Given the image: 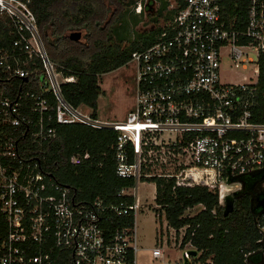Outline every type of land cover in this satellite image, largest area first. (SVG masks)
<instances>
[{
  "label": "built area",
  "instance_id": "2783aa9c",
  "mask_svg": "<svg viewBox=\"0 0 264 264\" xmlns=\"http://www.w3.org/2000/svg\"><path fill=\"white\" fill-rule=\"evenodd\" d=\"M224 1L237 0H172L175 12L157 40L131 53L134 108L125 121L109 123L62 97L61 86L75 78L49 60L31 0H0V217L6 226L0 264H137L141 206L134 188L119 189L114 202L82 201L42 173L37 160L23 157L29 147L52 141L57 126L110 128L117 133V178L204 186L221 208L246 192L247 179L253 187L264 175V0H246L242 30L224 19ZM248 53L255 61H244ZM249 63L253 75L244 82L222 81V69ZM90 162L88 153L68 160ZM253 217L258 247L244 254V263L264 264V208ZM151 255L161 259L163 251L155 247ZM182 256L192 259L187 250Z\"/></svg>",
  "mask_w": 264,
  "mask_h": 264
},
{
  "label": "trees",
  "instance_id": "16d2710c",
  "mask_svg": "<svg viewBox=\"0 0 264 264\" xmlns=\"http://www.w3.org/2000/svg\"><path fill=\"white\" fill-rule=\"evenodd\" d=\"M157 1L159 7L151 21L156 23L159 17L163 18L164 26L136 33L123 47L127 38L124 17L135 0H31V9L49 60L63 67L65 75L75 78L74 83L61 86L62 97L67 103L73 107L86 106L96 118L101 92L99 77L126 65L132 52L151 46L172 18L175 11H166L167 0ZM221 5L225 9L224 19L234 23L235 29H244L246 0L224 1ZM76 30L81 32V38L71 41L68 35ZM38 69L41 70V65ZM260 83L264 84L263 62ZM116 137L117 133L110 128L57 126V136L52 141L29 147V153L23 157L26 161L37 160L42 173L70 187L77 199L91 201L100 198L114 202L119 189L136 185L132 179L115 176ZM86 153L91 156L90 163L82 166L68 163L72 155ZM147 180L155 184L154 201L162 210L167 227L176 233L184 229L180 247L189 244L197 252L191 259L195 264H245L244 254L257 249L258 235L247 194L249 190L233 197L231 211L224 214L216 193L207 187L177 186L174 178L151 177ZM250 182L247 179L246 186ZM126 201L131 203L133 199L126 198ZM199 206L201 209L197 213L186 215V211ZM5 234L6 226L0 217V245ZM256 259V256L252 257L253 261Z\"/></svg>",
  "mask_w": 264,
  "mask_h": 264
},
{
  "label": "rangeland",
  "instance_id": "374dc122",
  "mask_svg": "<svg viewBox=\"0 0 264 264\" xmlns=\"http://www.w3.org/2000/svg\"><path fill=\"white\" fill-rule=\"evenodd\" d=\"M167 2L169 6L166 11H169L171 10L173 2L172 0H167ZM139 7L140 12L138 13L137 10ZM158 7L159 2L157 0H135V4L130 6L129 11L124 17L123 26L127 38L123 41V47L129 44L136 33L149 32L150 30L158 27L162 28L164 26L165 22L163 18L159 17L156 23L151 21V18L156 17ZM134 21L137 22L133 23ZM248 60L255 61L253 53H248V56L244 58V61ZM225 64L227 63L225 62ZM253 67L254 64L249 63L246 64L244 68L239 67L233 70L222 69V81L242 83L249 76L253 75ZM99 86L101 92L97 102L96 119L109 123L125 121V118L135 105V62L129 61L126 65L101 75L99 77ZM155 166V170H158V163H156ZM151 172L153 173V171ZM154 186L155 184L150 182V180H138L134 189L130 192L141 206L136 216L138 247V252L136 254L137 264H195L196 262H194V260L186 262L183 259V251H191L192 247L189 245L184 248L180 247L184 229L176 233L174 230L167 227L163 212L160 208H157L154 201ZM256 189V191H264V182L261 181L258 183ZM200 209V206L195 207L186 211V215L192 216ZM155 247L162 249L163 256L161 259L152 258L151 251Z\"/></svg>",
  "mask_w": 264,
  "mask_h": 264
},
{
  "label": "flooded vegetation",
  "instance_id": "af4514ba",
  "mask_svg": "<svg viewBox=\"0 0 264 264\" xmlns=\"http://www.w3.org/2000/svg\"><path fill=\"white\" fill-rule=\"evenodd\" d=\"M261 181L264 182V175H258L253 179L254 186H246V190L250 191V204L252 206V213H257L264 208V191H256V186ZM255 191V192H254Z\"/></svg>",
  "mask_w": 264,
  "mask_h": 264
},
{
  "label": "water",
  "instance_id": "95a60500",
  "mask_svg": "<svg viewBox=\"0 0 264 264\" xmlns=\"http://www.w3.org/2000/svg\"><path fill=\"white\" fill-rule=\"evenodd\" d=\"M68 38L71 40V41H79L80 38H81V33L78 32V31H74V32H71L69 35H68ZM237 195H239V193H235L232 195V198L233 197H236ZM232 198H228L226 200V203H225V207H224V214H227L228 212L231 211L232 209ZM189 253L191 254L192 257H195L197 255V252L195 250H191L189 251Z\"/></svg>",
  "mask_w": 264,
  "mask_h": 264
},
{
  "label": "crops",
  "instance_id": "0c3cea01",
  "mask_svg": "<svg viewBox=\"0 0 264 264\" xmlns=\"http://www.w3.org/2000/svg\"><path fill=\"white\" fill-rule=\"evenodd\" d=\"M98 104V103H97ZM155 187V186H154ZM180 231H182V230H180ZM183 234V233H182ZM188 247V246H187Z\"/></svg>",
  "mask_w": 264,
  "mask_h": 264
}]
</instances>
